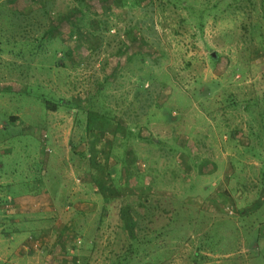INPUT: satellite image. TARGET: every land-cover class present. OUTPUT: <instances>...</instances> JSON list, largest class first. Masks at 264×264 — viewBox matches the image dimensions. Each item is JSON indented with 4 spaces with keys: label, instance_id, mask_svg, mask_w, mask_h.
<instances>
[{
    "label": "rangeland",
    "instance_id": "1",
    "mask_svg": "<svg viewBox=\"0 0 264 264\" xmlns=\"http://www.w3.org/2000/svg\"><path fill=\"white\" fill-rule=\"evenodd\" d=\"M3 176L0 264H264V0H0Z\"/></svg>",
    "mask_w": 264,
    "mask_h": 264
},
{
    "label": "crops",
    "instance_id": "2",
    "mask_svg": "<svg viewBox=\"0 0 264 264\" xmlns=\"http://www.w3.org/2000/svg\"><path fill=\"white\" fill-rule=\"evenodd\" d=\"M55 147L59 148L60 146L56 145ZM3 172L5 173L6 171ZM0 182H4V185H10V180L4 178V176L0 177ZM44 187L45 186L42 185L37 191L36 189L35 191L29 190L27 193H21L14 198L10 196L15 210L11 218L5 224L4 229L0 227V231L3 233L2 235H4V238L0 239L2 243L8 242V245L12 244L17 246V241H23L29 236V238H31L32 235L40 239L41 242L47 239L43 237L45 233V222L42 219V215L44 213H49L52 214L53 218H61L60 212H58V214L54 213L56 212V208H48L47 205L51 200L56 201L58 206H61V202L66 204L67 199L71 198L72 194H70L71 191H67L66 183H60L58 186L56 184L54 188L47 192L44 190ZM2 193L4 194V191ZM35 200L38 203H36ZM6 232L9 234H5ZM56 234L57 233H52V237H55ZM14 258L17 260L19 259V257ZM0 260L6 262V259L0 258Z\"/></svg>",
    "mask_w": 264,
    "mask_h": 264
}]
</instances>
